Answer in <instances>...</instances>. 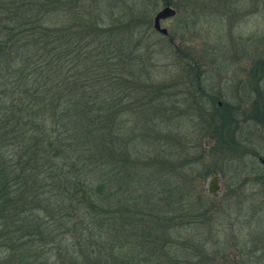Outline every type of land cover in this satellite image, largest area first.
Instances as JSON below:
<instances>
[{"label": "rangeland", "instance_id": "rangeland-1", "mask_svg": "<svg viewBox=\"0 0 264 264\" xmlns=\"http://www.w3.org/2000/svg\"><path fill=\"white\" fill-rule=\"evenodd\" d=\"M167 1L176 15L161 21V28L168 32L162 36L152 24ZM22 2L40 3L41 11H48V23L59 30L57 34L66 44L72 42L80 17L102 29H114L123 41L128 40L131 51L124 59L114 52L101 56L117 71V86L131 89L126 98L117 97L121 99L117 108H107L106 113L116 110L112 117L122 140L133 147L127 154L126 148L122 150L129 156L123 168L131 174L125 181L134 188L139 186L140 192L130 194L125 187L115 200L133 212L137 201L153 234L170 232V237L162 254L155 255L136 231L130 236L124 230L125 219L105 220L102 238L94 242L86 237V242L76 238L79 242L73 243L72 232L62 236L65 243H80L78 250H72L80 264H90L80 256V251L89 253V242L105 245L100 264H122L113 258H122L128 247L134 249L136 263L158 259L162 264H264V169L259 162L264 157V121L254 115L264 111V79L258 81L260 76L253 67L264 58V0ZM98 45L93 42L90 47ZM70 48L69 58H74ZM190 67H194L195 85L186 76ZM101 101L104 107L115 104L109 99ZM224 103L231 105L235 146L239 143V150L232 153L225 138L212 150L216 143L206 128L211 121L203 116L226 108ZM214 121L222 123L221 116ZM205 166L210 170L207 176ZM215 176L219 190L211 194L208 184ZM188 207L191 221L186 220ZM45 218L52 234L63 230L55 216ZM143 236L149 239V228ZM50 239L46 238L47 247L52 245ZM5 250L10 253L0 247V261L5 259ZM90 257L93 262L95 254Z\"/></svg>", "mask_w": 264, "mask_h": 264}, {"label": "trees", "instance_id": "trees-1", "mask_svg": "<svg viewBox=\"0 0 264 264\" xmlns=\"http://www.w3.org/2000/svg\"><path fill=\"white\" fill-rule=\"evenodd\" d=\"M40 5L0 0V247L10 250L9 254L4 251L0 264H65L64 259L80 264L72 254L80 243H65L62 236L72 232L73 243L78 239L86 242V237L94 242L102 238L104 221L115 223L118 217L125 219L124 230L130 236L136 231L149 252L161 255L170 232L153 234L137 201L133 212L115 200L125 187L130 194L140 192L139 186L134 188L125 181L131 174L123 165L129 163L126 154L133 147L122 140L118 122L112 117L116 110L106 113L107 108H117L118 99L130 95L131 89L117 86V71L101 56L114 52L124 59L131 52L128 40L123 41L114 29H102L79 17L72 42L66 44ZM169 5L167 1L165 6ZM93 42L100 45L90 47ZM70 46L74 58H69ZM253 67L262 82L264 58L256 60ZM193 68L187 73L194 78ZM101 99L115 104L104 107ZM222 107L226 108L203 116L211 121L206 128L216 143L212 150L225 138L232 153L239 150L234 141L235 121L231 105ZM254 115L264 121V111ZM215 116H221L222 123L216 125ZM123 170L127 175L121 176ZM203 172L210 174L209 167H203ZM188 210L186 220L191 221L190 207ZM49 215L57 218L61 232L52 234L45 218ZM146 228L148 240L143 236ZM48 237L51 247H47ZM89 246V253L80 251V256L84 262L100 264L105 245L89 242ZM91 254H95L93 262ZM135 255L128 247L122 258L116 255L113 259L122 264H144V260L133 261ZM164 255L168 257V252ZM9 256L13 258L10 261ZM149 264L162 263L157 259Z\"/></svg>", "mask_w": 264, "mask_h": 264}, {"label": "water", "instance_id": "water-1", "mask_svg": "<svg viewBox=\"0 0 264 264\" xmlns=\"http://www.w3.org/2000/svg\"><path fill=\"white\" fill-rule=\"evenodd\" d=\"M175 15H176V12L174 9H172L169 6L163 7L160 11H158L155 14V16L153 18L152 27H153L154 31L161 34L162 36H167L168 35L167 30L165 28H161L160 23L163 20L173 18ZM259 162L264 169V157L260 158ZM217 184H218V177L215 176L212 178V180L208 184V191L211 194H216L218 192L219 187Z\"/></svg>", "mask_w": 264, "mask_h": 264}, {"label": "flooded vegetation", "instance_id": "flooded-vegetation-1", "mask_svg": "<svg viewBox=\"0 0 264 264\" xmlns=\"http://www.w3.org/2000/svg\"><path fill=\"white\" fill-rule=\"evenodd\" d=\"M187 78L189 79V84H191L193 81H194V79H195V77L193 78V76H191V75H188V73H187ZM196 83H195V81H194V85H195Z\"/></svg>", "mask_w": 264, "mask_h": 264}]
</instances>
